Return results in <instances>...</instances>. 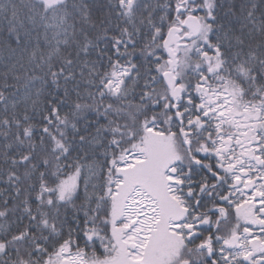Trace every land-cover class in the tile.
<instances>
[{"label":"snow or ice","instance_id":"6c2138e0","mask_svg":"<svg viewBox=\"0 0 264 264\" xmlns=\"http://www.w3.org/2000/svg\"><path fill=\"white\" fill-rule=\"evenodd\" d=\"M0 264H264V0H0Z\"/></svg>","mask_w":264,"mask_h":264}]
</instances>
